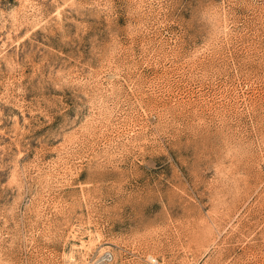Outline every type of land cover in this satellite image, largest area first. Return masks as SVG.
I'll list each match as a JSON object with an SVG mask.
<instances>
[{
	"label": "rangeland",
	"instance_id": "374dc122",
	"mask_svg": "<svg viewBox=\"0 0 264 264\" xmlns=\"http://www.w3.org/2000/svg\"><path fill=\"white\" fill-rule=\"evenodd\" d=\"M264 264V0H0V264Z\"/></svg>",
	"mask_w": 264,
	"mask_h": 264
},
{
	"label": "built area",
	"instance_id": "2783aa9c",
	"mask_svg": "<svg viewBox=\"0 0 264 264\" xmlns=\"http://www.w3.org/2000/svg\"><path fill=\"white\" fill-rule=\"evenodd\" d=\"M113 256L109 252L103 253L92 264H111ZM146 264H157L156 259L150 258Z\"/></svg>",
	"mask_w": 264,
	"mask_h": 264
}]
</instances>
